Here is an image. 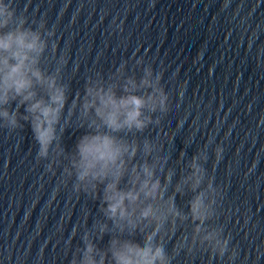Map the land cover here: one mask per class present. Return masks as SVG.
Instances as JSON below:
<instances>
[{
  "label": "clouds",
  "instance_id": "1",
  "mask_svg": "<svg viewBox=\"0 0 264 264\" xmlns=\"http://www.w3.org/2000/svg\"><path fill=\"white\" fill-rule=\"evenodd\" d=\"M44 27L43 22L35 29L27 26V18L17 15L11 0H0V128L15 131L24 127L21 121L28 123L38 145L37 160L51 154L49 170L66 160L65 183L72 180L74 191L99 200L104 219L85 231L83 248L77 249L71 264H172L182 252L190 257L201 250L223 257L229 238L222 236L223 228L208 223L217 215L221 190L204 167L207 152L194 154L187 171L173 184L175 170L168 167L169 157L160 154V146L147 138L142 143L127 138L159 125L169 111L163 72L146 65L137 78L127 75L122 63L111 78L90 77L83 96L72 99L65 117L69 98L61 67L52 73L41 67L49 46L46 37L53 34ZM136 64L143 65V60ZM72 115L78 116V126L85 132L68 152L61 141ZM222 151L215 149L217 161ZM188 193L192 196L184 211L176 196ZM189 224L190 232L185 227ZM181 228L185 231L169 252L166 244ZM138 233L140 242L134 238ZM106 234L108 244L100 248L94 237L102 240ZM235 255L233 250L229 259Z\"/></svg>",
  "mask_w": 264,
  "mask_h": 264
}]
</instances>
